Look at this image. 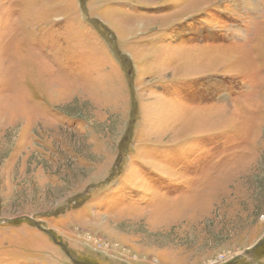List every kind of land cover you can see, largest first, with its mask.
I'll use <instances>...</instances> for the list:
<instances>
[{
	"label": "rangeland",
	"instance_id": "374dc122",
	"mask_svg": "<svg viewBox=\"0 0 264 264\" xmlns=\"http://www.w3.org/2000/svg\"><path fill=\"white\" fill-rule=\"evenodd\" d=\"M0 264H264V0H0Z\"/></svg>",
	"mask_w": 264,
	"mask_h": 264
},
{
	"label": "water",
	"instance_id": "95a60500",
	"mask_svg": "<svg viewBox=\"0 0 264 264\" xmlns=\"http://www.w3.org/2000/svg\"><path fill=\"white\" fill-rule=\"evenodd\" d=\"M65 252L67 253V251L65 250Z\"/></svg>",
	"mask_w": 264,
	"mask_h": 264
}]
</instances>
